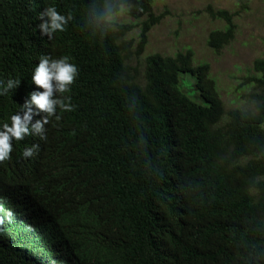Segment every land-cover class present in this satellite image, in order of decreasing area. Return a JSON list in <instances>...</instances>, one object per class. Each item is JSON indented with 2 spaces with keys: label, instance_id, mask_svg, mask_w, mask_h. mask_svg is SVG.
<instances>
[{
  "label": "trees",
  "instance_id": "trees-1",
  "mask_svg": "<svg viewBox=\"0 0 264 264\" xmlns=\"http://www.w3.org/2000/svg\"><path fill=\"white\" fill-rule=\"evenodd\" d=\"M153 8L0 0V264H264V56L226 109L190 50L142 59Z\"/></svg>",
  "mask_w": 264,
  "mask_h": 264
},
{
  "label": "rangeland",
  "instance_id": "rangeland-1",
  "mask_svg": "<svg viewBox=\"0 0 264 264\" xmlns=\"http://www.w3.org/2000/svg\"><path fill=\"white\" fill-rule=\"evenodd\" d=\"M248 7L245 13L235 5V0H154L153 13L162 16V20L150 31L142 59L154 54L171 57L190 50L196 65H209L210 76L226 109L235 108L248 93L244 85L252 63L264 56V5L255 0ZM208 9L239 13L233 20V40L217 53L207 47V39L223 24L213 19ZM118 20L131 23L123 16ZM194 85L193 77H181L180 90L190 99L196 94Z\"/></svg>",
  "mask_w": 264,
  "mask_h": 264
},
{
  "label": "clouds",
  "instance_id": "clouds-1",
  "mask_svg": "<svg viewBox=\"0 0 264 264\" xmlns=\"http://www.w3.org/2000/svg\"><path fill=\"white\" fill-rule=\"evenodd\" d=\"M27 121H32V117H30ZM16 177L15 179H18ZM26 194V192L21 188V185L18 188L9 186L6 184L5 188V197L3 199L0 198V219L2 215L5 213L6 208L11 209V207L15 208L19 206L18 197H22ZM0 231H2L0 229Z\"/></svg>",
  "mask_w": 264,
  "mask_h": 264
}]
</instances>
